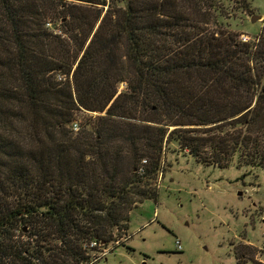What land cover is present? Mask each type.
<instances>
[{"label":"trees","instance_id":"16d2710c","mask_svg":"<svg viewBox=\"0 0 264 264\" xmlns=\"http://www.w3.org/2000/svg\"><path fill=\"white\" fill-rule=\"evenodd\" d=\"M232 1L0 0V264L93 263L172 147L264 168V37Z\"/></svg>","mask_w":264,"mask_h":264},{"label":"rangeland","instance_id":"374dc122","mask_svg":"<svg viewBox=\"0 0 264 264\" xmlns=\"http://www.w3.org/2000/svg\"><path fill=\"white\" fill-rule=\"evenodd\" d=\"M233 1L225 26L238 39L259 41L264 0H248L246 9ZM254 15L262 17L252 22ZM103 113L80 109L75 121L95 127ZM174 148L163 158L157 199L138 203L128 228L114 230L110 252L91 264H264V168L236 159L223 168L208 165ZM91 254L100 256L99 250Z\"/></svg>","mask_w":264,"mask_h":264},{"label":"built area","instance_id":"2783aa9c","mask_svg":"<svg viewBox=\"0 0 264 264\" xmlns=\"http://www.w3.org/2000/svg\"><path fill=\"white\" fill-rule=\"evenodd\" d=\"M49 25H51V24H49ZM58 31H59V29H58ZM242 40L243 41H248L249 40V37L247 35H243ZM65 77L66 76L63 75V74H58V79H60V80L61 79H65ZM78 128H79L78 123L77 122H74L73 123V129L74 130H77ZM176 244H177V246L179 248L182 247V245H181V243H180L179 240L176 242ZM88 248L91 249V250H94V251L99 250L100 256L99 255L96 256V257L93 256V260H97L98 258L103 257L104 255L108 254L110 252V249H111V248H109L107 246H104V244L102 242H98L97 240H91L88 243Z\"/></svg>","mask_w":264,"mask_h":264},{"label":"water","instance_id":"95a60500","mask_svg":"<svg viewBox=\"0 0 264 264\" xmlns=\"http://www.w3.org/2000/svg\"><path fill=\"white\" fill-rule=\"evenodd\" d=\"M262 16L261 15H254L252 18H251V21L254 22L256 19H259L261 18Z\"/></svg>","mask_w":264,"mask_h":264}]
</instances>
